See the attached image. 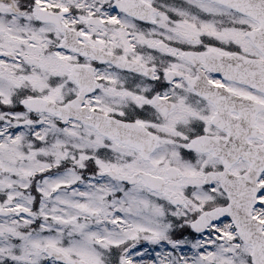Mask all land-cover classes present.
Masks as SVG:
<instances>
[{"label": "snow or ice", "instance_id": "1", "mask_svg": "<svg viewBox=\"0 0 264 264\" xmlns=\"http://www.w3.org/2000/svg\"><path fill=\"white\" fill-rule=\"evenodd\" d=\"M0 264H264V0H0Z\"/></svg>", "mask_w": 264, "mask_h": 264}]
</instances>
